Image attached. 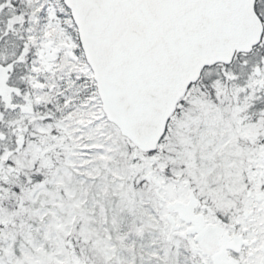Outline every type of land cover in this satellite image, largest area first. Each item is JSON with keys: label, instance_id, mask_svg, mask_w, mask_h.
Returning <instances> with one entry per match:
<instances>
[{"label": "snow or ice", "instance_id": "1", "mask_svg": "<svg viewBox=\"0 0 264 264\" xmlns=\"http://www.w3.org/2000/svg\"><path fill=\"white\" fill-rule=\"evenodd\" d=\"M0 264H264V0H0Z\"/></svg>", "mask_w": 264, "mask_h": 264}]
</instances>
